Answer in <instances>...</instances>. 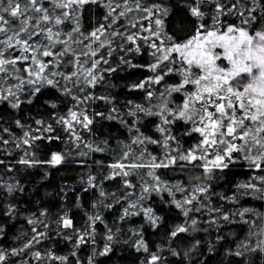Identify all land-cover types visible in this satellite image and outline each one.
<instances>
[{"label":"snow or ice","instance_id":"snow-or-ice-1","mask_svg":"<svg viewBox=\"0 0 264 264\" xmlns=\"http://www.w3.org/2000/svg\"><path fill=\"white\" fill-rule=\"evenodd\" d=\"M91 6L106 9L103 17L105 23L86 31L82 28V16ZM188 10L198 23L194 35L181 41L166 31L169 8L162 2L146 5L142 0H0V102H6L11 109L18 110L25 103L32 104L34 98L43 94L44 89H55L72 104L67 109V115H57L59 105L56 100H46L45 105L53 110L48 120L35 119L34 123L39 127L33 128L16 119L15 124L22 129V136L11 141L0 136V144L14 143L17 149H22L25 145L32 148L36 141L60 140L56 128L59 125L74 137L76 147L79 148L84 142L76 126L91 132L90 126L94 124V119L88 115V106L103 101L112 105L108 115L97 111L93 116L119 119L131 134V142L124 146L121 157L108 165L113 171L106 179L121 177L125 189H134L136 185L129 177L139 176L140 194L133 200L130 199L132 193L110 194L100 188L99 196L107 198L111 195L113 203L105 204L104 199H101L93 204V208L103 206L111 209L114 204L127 201L119 220L142 214L155 230L162 217L157 216L151 207H144L143 201L153 193L167 192L175 207L187 218L184 224L176 226L169 233L171 241L182 233L197 231L198 220L191 214L205 209L211 217L206 221L209 229L213 226L219 229L220 220L232 223L231 218L239 216L240 222L255 224L259 229H252L250 235L264 236V226L246 218L259 215L253 209L241 208L228 213L222 206H211L213 193L209 183L217 171L223 172L240 161L246 162L250 171L264 172V0H190ZM133 12L144 15L128 25L120 23L122 18ZM229 17H234L235 21L230 22ZM141 20L149 21V25L140 24ZM69 23L71 28L66 27ZM138 26L148 35L140 36L136 32L126 35L128 28ZM117 39L120 41L118 45ZM137 40H143L152 49L150 55L154 62L146 66L137 65L124 55L120 57V63L129 68L146 67L153 75L131 85L130 90H143L146 93L149 105L128 101L127 115L133 118L129 123L117 115L120 109L115 106L111 95H97L91 90L104 84L106 78L102 73L117 71L101 49H107L108 56L114 50L125 54L140 53L142 46L137 44ZM102 65L108 67L103 68ZM173 74L180 76V81L167 85L164 92L159 93L160 102L152 104L155 97L154 92L149 90L150 86L162 84L166 77ZM188 86L192 90H187ZM182 92L183 102L175 108L170 107L172 101L169 97L172 93ZM140 114L159 119L155 131L160 134V139L146 135L141 130L138 126L141 122ZM181 121L191 125L184 135L197 133L200 136L199 142L187 151L181 148L172 130V126ZM3 131L11 134L7 127ZM37 132L40 135L34 134ZM103 143L107 144L108 141ZM148 145L159 146L161 156L152 155ZM84 147L90 152L104 151L91 144H84ZM80 154L87 155L84 152ZM65 158L62 153L53 152L47 161H38L33 152L25 149L17 163L29 167L43 163L54 167ZM3 163L4 160H0V165ZM97 163L102 166V162ZM188 165L203 169V175L196 177L199 182L191 189L181 183L168 186L155 171L162 168H179L183 171ZM141 169H149L146 174L148 179L139 171ZM94 181L95 177H88V184L93 188L97 187ZM0 188L9 195L24 191L19 184L0 185ZM235 188L232 196L222 195L220 199L232 204H238L242 197L248 196L264 200V175H253ZM176 193L183 194V199H176ZM16 211L17 206L10 202L0 206V214L5 216H13ZM212 213L217 215L213 216ZM40 216L47 218V210L41 211ZM88 220L90 224L84 230L75 229L73 220L65 212L55 223L64 229H73L75 246L79 248L87 244L90 238L95 242L94 225L104 222L99 211L90 215ZM27 223L32 226L33 235L20 247L10 250L0 248V264H30L23 257L29 255L35 245L49 238V232L38 231V226L47 230L50 222L30 217ZM3 231L0 228V233ZM130 231L139 237L133 244L135 250L148 253L141 264H164L162 246L158 245L157 251L152 252L141 232L134 229ZM119 234V228L115 231L109 228L106 234L109 243L101 251L94 248L88 264H95L97 255L108 256L113 251V244L119 243ZM65 238L72 240L73 236L65 234ZM221 239L223 237H217V240ZM199 243L197 240L190 251L195 250ZM168 251L174 256L179 255L174 249L169 248ZM211 251L213 249L210 246ZM256 253L264 254V240H260L255 247L241 242L236 251L228 250L227 255L243 257L247 264H255L251 256ZM72 255H76L75 251ZM31 256L36 261L47 258L58 260L61 264L68 259L51 252L42 254L39 250L31 252ZM11 257L21 259L17 262L11 260Z\"/></svg>","mask_w":264,"mask_h":264},{"label":"trees","instance_id":"trees-1","mask_svg":"<svg viewBox=\"0 0 264 264\" xmlns=\"http://www.w3.org/2000/svg\"><path fill=\"white\" fill-rule=\"evenodd\" d=\"M146 5L162 2L169 8V16L166 18V31L176 36L179 40L184 41L195 33L196 24L198 21L192 17L188 10L190 0H142ZM106 13L104 7L97 8L91 6L88 11L82 16V28L86 31H91L95 26L105 23L103 17ZM144 15L140 12H133L128 17L122 18L120 23L128 25L130 22H135L136 19ZM208 18L206 17V20ZM230 22H234V17H229ZM210 23V20H208ZM140 24L149 25V21L141 20ZM71 24L66 25L71 28ZM123 30V29H121ZM130 32H136L140 36L148 35L147 32L137 28H128L126 35ZM120 43L117 39L116 44ZM125 43H127L125 41ZM137 44L141 45L140 53H128L114 50L111 56H108L107 49H101L105 57L109 59L112 67L117 68L115 73H102L105 76V82L98 85L94 90L97 95H111L114 98V104L120 109L123 119L129 123L132 117L127 115L128 101H133L138 104L149 105L146 99V93L143 90H130L131 85L144 80L146 77L153 75L146 67L129 68L127 65L120 63V57L126 55L133 64L149 65L154 62L150 55L152 49L148 47L143 40H137ZM135 47V45H128ZM114 49L116 45L113 46ZM101 67L107 68L108 65ZM67 70V69H65ZM181 77L178 75H170L165 78V82L160 85H151L149 90L154 92L152 104H158L159 93L164 92L167 85L177 84ZM187 90H192L188 86ZM169 99L172 101L170 107L175 108L183 102L184 94L172 93ZM46 100H56L59 105L56 111L57 115H67V109L72 106L70 101L65 100L60 96L55 89H44L43 94L38 98H34L32 104H23L20 109H11L6 102H0V136L4 139L13 140L15 137L22 136V129L15 124L16 119H20L26 125L36 126L35 119L44 118L48 120L53 112L51 108L45 105ZM112 105L105 104L103 101H96L88 106V115L94 119V124L91 125L92 131H86L76 126L77 132L82 136L83 142L79 148L76 147L74 137L66 133L63 128L56 125L57 134L61 137L60 140H43L36 141L32 148L23 146L22 149H17L14 143L9 145L0 144V160L4 163L0 165V185L19 184L24 188L23 192H14L11 195L7 194L3 188H0V206L6 205L9 202L17 206V211L13 216H5L0 214V228H3V233H0V248L11 249L22 246L23 242L29 239L33 233L31 225L27 223L28 218H37L50 222L49 229H44L38 226V231H48L49 238L44 239L42 243L35 245L29 255L23 259L29 260L30 264H61L55 259H43L36 261L31 252L39 250L42 254L51 252L55 256L67 257L64 264H88L89 257L93 256V249L97 251L103 250L106 243V234L109 228L115 231L120 229L119 243L113 244V251L108 256H96L95 264H141L145 260L148 253L143 251L137 252L133 247L134 242L139 238L133 235L130 229L137 230L142 233L149 249L152 252L157 251V246L163 247L161 253L164 256V264H247L243 257H235L227 255L228 250L233 252L237 250V245L241 242H247L249 246L255 247L260 240H264V236L250 235L252 229H256L255 224H245L240 222V217H232V223L220 220L219 229L213 226L209 229L206 223L211 217L207 213V209L203 212H193L191 215L198 220V230L189 231L180 234L174 241L169 239V233L176 226L184 224L187 219L182 212L177 209L172 202V197L167 192L153 193L143 201L144 207H151L154 213L162 217L159 226L154 230L145 220L144 216H131L123 221L119 220L122 214V209L127 206V201H122L120 204H114L111 209L100 206L93 208L94 203H98L104 199L105 204L113 203L111 195L107 198L99 196L100 188H103L107 193H132L130 199H135L140 194V177L132 176L129 179L136 187L125 189L123 187V178L116 177L114 180H108L106 177L112 173V169L108 165L117 162L121 157L124 146L131 142V134L128 128L120 123L119 119L108 120L93 116L94 112L103 111L108 115V110ZM141 122L138 125L141 130L149 136L160 139V134L155 131V125L159 123L157 117H147L140 114ZM9 128L10 133L3 131V128ZM191 125L184 124L182 121L172 126L173 133L179 139L180 146L187 151L193 145L199 142L200 136L193 133L191 136L184 135L185 130L190 129ZM40 135V133H34ZM48 135V134H44ZM108 143L104 144L103 141ZM84 144H91L93 147L103 148L104 151H89L84 147ZM27 149L35 154L38 161H47L53 152L62 153L66 158L57 166L38 163L33 167L17 163L21 156L24 155V150ZM148 150L155 156H161L162 150L157 145H148ZM84 152L87 155H81ZM11 153V155H7ZM239 155V154H235ZM102 162L101 164L97 163ZM202 163V162H197ZM11 167V171H9ZM145 174V179H148L147 172L149 169L139 170ZM161 180L166 182L168 186L181 183L191 189L197 181V176L203 175L202 168H193L188 165L187 168L181 171L179 168L157 169L155 170ZM215 178L210 181V191L212 205L222 206L223 210L232 213L241 208L253 209L258 216L249 215L246 217L251 221L258 222L264 226V200L256 199L254 196L242 197L238 204H232L228 201H222L220 196H232L236 191L235 186L239 183L246 182L253 175H264V172H253L248 170L246 162L240 161L231 165L229 169L223 172L217 171ZM95 177L94 183L97 187L93 188L88 184V177ZM87 189V191H85ZM176 199H183V194L176 193ZM47 210V218L41 217V211ZM99 211L103 223L97 222L94 225L95 234L93 243L91 238L85 245L79 248L75 246V237L73 229H64L59 227L55 221L60 215L67 212L69 218L73 220L75 229L84 230L90 224L88 217L95 215ZM211 215H217L212 213ZM190 224V221H188ZM204 229H209L204 231ZM91 230V229H89ZM65 234L73 236L72 240L65 238ZM221 236L223 239L217 240ZM19 238V239H17ZM199 241V246L192 249V246ZM124 241H127L125 243ZM213 251L209 252V247ZM174 249L179 255L174 256L168 249ZM75 251L76 255L72 253ZM188 253L185 256V253ZM20 257H11L13 261H20ZM251 259L255 264H264V254H252Z\"/></svg>","mask_w":264,"mask_h":264}]
</instances>
